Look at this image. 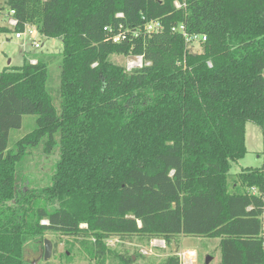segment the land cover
Wrapping results in <instances>:
<instances>
[{
  "label": "trees",
  "instance_id": "obj_1",
  "mask_svg": "<svg viewBox=\"0 0 264 264\" xmlns=\"http://www.w3.org/2000/svg\"><path fill=\"white\" fill-rule=\"evenodd\" d=\"M178 1L5 0L16 32L35 25L63 51L0 71V264L44 258L48 234L98 264L112 237L180 235L219 238L220 264H264V166L231 172L246 122L264 127V0ZM179 25L207 37L201 52ZM112 54L149 64L128 71ZM24 116L35 126L11 141ZM38 151L59 155L44 185L23 172Z\"/></svg>",
  "mask_w": 264,
  "mask_h": 264
},
{
  "label": "rangeland",
  "instance_id": "obj_2",
  "mask_svg": "<svg viewBox=\"0 0 264 264\" xmlns=\"http://www.w3.org/2000/svg\"><path fill=\"white\" fill-rule=\"evenodd\" d=\"M176 1L179 3L178 0ZM0 8H2L0 26H6L10 29L8 32L0 33V71L8 67L22 66L25 57L30 59L42 52L61 53L63 51L62 39H51L41 35L35 25L28 24L25 32L18 37L14 28L7 23L9 9L5 5V0H0ZM36 42L39 43V48L35 47L34 43ZM188 49L193 52H201L203 46L199 42H190ZM110 60L114 64L124 67L128 61L127 57L120 54H112ZM52 76L53 74H51L50 83ZM34 126L35 117L24 116L22 127L11 131V141L22 137ZM245 132L247 153L234 164L232 173H238L245 167L259 168L264 166V127L253 121H248L245 124ZM58 158V154H45L38 151L30 157L28 164L24 165L23 172H30L32 178H36L41 185H44L49 182V177L53 174ZM82 227H87V224H82ZM46 239L53 242L51 257L45 260L41 258L40 252L30 251L27 257L33 264H98L96 259L89 258L73 238L59 234H48ZM91 239L93 240V238ZM153 240L158 239L147 242L139 236H131L126 239L112 237L107 240L112 252L106 257L105 264H124L123 257L131 255L134 264H160L171 254L180 256L181 264H220L219 238L180 235L176 242L171 245L165 244L163 247ZM54 242H58L56 252L54 251Z\"/></svg>",
  "mask_w": 264,
  "mask_h": 264
},
{
  "label": "built area",
  "instance_id": "obj_3",
  "mask_svg": "<svg viewBox=\"0 0 264 264\" xmlns=\"http://www.w3.org/2000/svg\"><path fill=\"white\" fill-rule=\"evenodd\" d=\"M177 7H180V3L175 2ZM122 15V14H120ZM7 23L9 26L15 28L18 24V19L15 17V12L13 10L9 11V13L7 14ZM28 26V25H27ZM26 26V27H27ZM162 29V26L160 23L158 22H154V23H150L147 25V30L148 32H152V31H159ZM26 30V29H25ZM173 31H180L182 33V35L187 39V41L189 42H201V41H205L207 39L206 36L200 35V34H188L185 26L183 25H179L173 28ZM24 32H17V36L20 37L21 34ZM32 33V31H31ZM125 39V33L123 31H120L118 34H115L114 36H112V40L116 43H120L121 40ZM36 48H39L40 45L39 43H34ZM128 61L126 64V69L128 71H131L135 68H141L144 65H148L149 62H145L143 56H128L127 57ZM37 61L35 59L31 60V63H36ZM47 221H43V223H46ZM154 242H156L159 246H165V241L162 239H158V240H153ZM153 243V242H152ZM154 244V243H153ZM156 245V244H155Z\"/></svg>",
  "mask_w": 264,
  "mask_h": 264
},
{
  "label": "water",
  "instance_id": "obj_4",
  "mask_svg": "<svg viewBox=\"0 0 264 264\" xmlns=\"http://www.w3.org/2000/svg\"><path fill=\"white\" fill-rule=\"evenodd\" d=\"M52 252H53V242L49 239H45V241H44V259L48 260L51 257Z\"/></svg>",
  "mask_w": 264,
  "mask_h": 264
}]
</instances>
